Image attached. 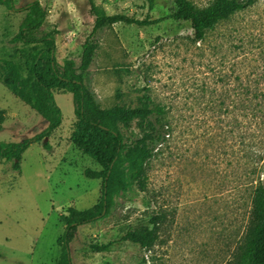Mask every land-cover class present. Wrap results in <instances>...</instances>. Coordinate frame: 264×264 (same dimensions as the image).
I'll list each match as a JSON object with an SVG mask.
<instances>
[{"label": "rangeland", "instance_id": "374dc122", "mask_svg": "<svg viewBox=\"0 0 264 264\" xmlns=\"http://www.w3.org/2000/svg\"><path fill=\"white\" fill-rule=\"evenodd\" d=\"M34 1L47 10L43 29L57 32L58 64L79 63L96 19L89 0L15 3L21 9ZM192 1L207 7L214 0ZM95 3L107 15L149 16L154 22L118 23L98 38L89 73L101 107H136L149 95L165 107L172 133L148 165L146 191L130 182L107 216L78 229L70 246L73 264H225L237 231L248 221L252 175L250 161L238 159L236 140L227 133L234 116L223 112L233 109L235 90L243 92L248 79L264 71V0L220 23L200 42L188 25L169 17V0L153 11L145 0ZM25 15L0 6V59L17 62L24 76L31 49L11 39ZM53 92L62 125L28 147L19 171L13 161L0 158V264H59L62 216L73 206L90 208L102 196V180L86 175L100 171V165L72 142L78 126L73 96ZM47 125L0 82L1 141L31 139ZM139 133L134 124L131 135ZM127 174L130 178L132 171ZM160 212L166 218L152 249L121 241L131 229L152 228L151 217ZM110 242L107 252L93 250Z\"/></svg>", "mask_w": 264, "mask_h": 264}, {"label": "trees", "instance_id": "16d2710c", "mask_svg": "<svg viewBox=\"0 0 264 264\" xmlns=\"http://www.w3.org/2000/svg\"><path fill=\"white\" fill-rule=\"evenodd\" d=\"M145 1L149 11H153L161 0ZM258 1L214 0L207 7H199L192 0H169V17L180 26L188 25L193 30L194 40L200 42L220 23L245 12ZM89 2L96 19L91 37L83 46L81 61L71 60L60 65L55 56L57 32L43 29L47 19L46 8L34 1L18 9L15 0H0V6L10 11L26 12L11 44H23L31 49L25 76L17 62L0 59V82L48 124L42 133L31 139L18 143L0 140V158L13 161L14 170L19 171L28 147L43 141L62 125V111L53 92L59 89L73 96L78 119L73 144L101 167L100 171H86L89 179L102 180L100 201L83 210L70 207L68 215L62 216L65 230L58 239L61 247L59 264H73L70 246L78 229L107 216L113 208L115 197L125 191L130 182L137 185L140 191H146L148 165L172 133L171 125L166 120L165 107L155 104L149 95L142 96L141 105L136 107H101L91 86L89 73L96 60L98 38L106 29L118 23L144 27L154 22L149 16L140 20L124 14L107 15L99 9L95 0ZM248 81L243 92L239 87L235 90L236 98L231 100L233 109L226 108L223 112L234 116L231 131L227 133L236 140L235 154L238 159L247 158L250 161L252 175L248 221L242 232L237 231L230 260L225 264H264V176H261L264 173V154L261 152L264 150V90L260 88L264 85V71L256 79ZM226 100L223 105H226ZM134 124L140 129L136 136H132ZM127 170L132 171L130 178ZM165 218L164 213L153 214L150 220L152 228L131 229L121 237V241L152 249ZM112 245L113 242L94 245L93 250L97 253L107 252Z\"/></svg>", "mask_w": 264, "mask_h": 264}]
</instances>
